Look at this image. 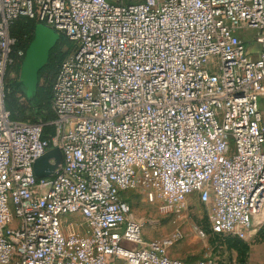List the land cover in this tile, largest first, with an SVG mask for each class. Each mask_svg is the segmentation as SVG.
Returning <instances> with one entry per match:
<instances>
[{
    "label": "built area",
    "instance_id": "obj_1",
    "mask_svg": "<svg viewBox=\"0 0 264 264\" xmlns=\"http://www.w3.org/2000/svg\"><path fill=\"white\" fill-rule=\"evenodd\" d=\"M20 18L74 43L53 86L50 140L6 106L7 71L25 57L10 31ZM241 30L256 32V57ZM55 148L62 168L36 177ZM138 189L171 206L199 194L215 235L253 231L264 204V0H0V264H215L144 240L125 196Z\"/></svg>",
    "mask_w": 264,
    "mask_h": 264
},
{
    "label": "rangeland",
    "instance_id": "obj_2",
    "mask_svg": "<svg viewBox=\"0 0 264 264\" xmlns=\"http://www.w3.org/2000/svg\"><path fill=\"white\" fill-rule=\"evenodd\" d=\"M255 34L254 30H241L238 36L247 42L248 50L253 51L256 57L258 48ZM73 47L74 43L45 23L36 21L32 25V37L26 46L25 57H22L21 63L20 58L6 74V87L11 93L7 104L13 106L14 117L32 122L27 99H37V95L51 82L56 63ZM142 190L125 194L132 214L144 224V240L173 242L167 247L169 257L184 261L212 258L215 264H264V222L257 225L254 218L253 231L244 239L215 235L211 231L212 206L203 204L196 194L180 205L171 206L161 197L156 203H149ZM69 220L81 218L76 216Z\"/></svg>",
    "mask_w": 264,
    "mask_h": 264
},
{
    "label": "trees",
    "instance_id": "obj_3",
    "mask_svg": "<svg viewBox=\"0 0 264 264\" xmlns=\"http://www.w3.org/2000/svg\"><path fill=\"white\" fill-rule=\"evenodd\" d=\"M35 20L28 19V18H20L11 26V35L17 39V45L15 50H22L25 52L26 55V46L29 44V41L32 37V25L35 23ZM65 36V35H64ZM66 37V36H65ZM67 38V37H66ZM68 39V38H67ZM69 42H72L68 39ZM73 43V42H72ZM74 50L72 48L71 52ZM70 52V51H69ZM67 52L66 56L59 60L56 63V68L54 75L52 77L51 82L37 95V99L28 101V108L32 111V122L31 121H22L20 118L14 117L15 111L11 108L12 105L8 106L7 101L9 100V88H7V95H6V106L7 109L11 112L12 119L15 121L20 122H28V123H36L43 125V140H50L51 137L55 134V127L53 122L56 120V114L52 108V101H53V86L56 80V76L59 70L60 65L62 62L67 58V56L71 53ZM20 59H17L16 62H19ZM23 58L19 63H21ZM11 104V102H10ZM14 113V115H13ZM128 203L130 204L128 198H126Z\"/></svg>",
    "mask_w": 264,
    "mask_h": 264
},
{
    "label": "water",
    "instance_id": "obj_4",
    "mask_svg": "<svg viewBox=\"0 0 264 264\" xmlns=\"http://www.w3.org/2000/svg\"><path fill=\"white\" fill-rule=\"evenodd\" d=\"M51 161H54L52 163ZM63 166V153L59 148L49 150L34 164V173L38 178H50Z\"/></svg>",
    "mask_w": 264,
    "mask_h": 264
},
{
    "label": "bare ground",
    "instance_id": "obj_5",
    "mask_svg": "<svg viewBox=\"0 0 264 264\" xmlns=\"http://www.w3.org/2000/svg\"><path fill=\"white\" fill-rule=\"evenodd\" d=\"M262 222H264V204L259 210V212L255 215V223L257 225H260L262 224Z\"/></svg>",
    "mask_w": 264,
    "mask_h": 264
},
{
    "label": "crops",
    "instance_id": "obj_6",
    "mask_svg": "<svg viewBox=\"0 0 264 264\" xmlns=\"http://www.w3.org/2000/svg\"><path fill=\"white\" fill-rule=\"evenodd\" d=\"M196 195H197V197H199V194H196ZM193 196H195V194L191 195V197H193Z\"/></svg>",
    "mask_w": 264,
    "mask_h": 264
}]
</instances>
